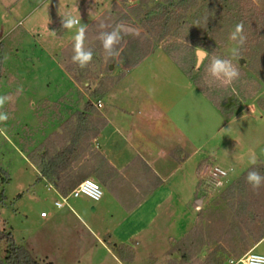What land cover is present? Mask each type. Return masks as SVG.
<instances>
[{
    "label": "rangeland",
    "instance_id": "obj_1",
    "mask_svg": "<svg viewBox=\"0 0 264 264\" xmlns=\"http://www.w3.org/2000/svg\"><path fill=\"white\" fill-rule=\"evenodd\" d=\"M204 1L190 0L185 13L182 7L158 5L154 26H149L150 20L133 16L131 9L146 5V10L159 0H150L151 5L148 0H0V95L12 97L3 109L10 119L0 124V259L10 233L42 264H198L213 251L228 264L229 257L241 254L221 253L224 246L240 243L246 234L253 240L264 235V187L253 191L245 181L253 167L264 174V109L259 103L264 98V0H208L202 6ZM114 8L134 18L121 19L114 11L113 23ZM65 14L80 16L90 29L85 45L93 61L85 69L71 61L75 29L63 28ZM165 20L169 28L161 36ZM239 22L247 37L241 57L233 59L240 77L224 84L206 68L212 55L231 58L235 42L229 35ZM102 23L107 30L100 28ZM112 24L129 25L135 33L123 36L121 55L109 60L98 36L111 31ZM196 47L210 55L194 73ZM64 49L70 51L61 59ZM65 60L81 79L67 71ZM21 85L24 92L18 94ZM87 100L102 101L99 109L105 115L130 118L147 134L153 131L143 119L167 121L175 136L171 152L182 158L170 176L167 200L148 224L137 228L139 214H128L136 198L128 177L101 182L99 200L70 195L58 206L60 194L28 154V147L65 116L67 121L76 117ZM92 112L91 117L101 116L96 106ZM206 165L226 171L223 185L216 187L210 172H203ZM211 181L216 195L199 221V186ZM194 226L207 246L182 259L173 244L192 234ZM129 231L134 252L115 246ZM254 251L264 253V238Z\"/></svg>",
    "mask_w": 264,
    "mask_h": 264
},
{
    "label": "crops",
    "instance_id": "obj_2",
    "mask_svg": "<svg viewBox=\"0 0 264 264\" xmlns=\"http://www.w3.org/2000/svg\"><path fill=\"white\" fill-rule=\"evenodd\" d=\"M96 108L101 113L99 118L92 116L97 131L86 129L82 131L75 143V149L60 162L59 174H53L52 169L50 177L44 178L59 194V188L72 183L76 186L85 178H93L99 183L107 184L108 180L116 175L126 176L131 182L133 181V188L136 190L134 194L136 198L128 214H139V223L136 227L144 223L148 224L147 222L153 220L154 212L167 200L170 176L179 162L177 158H182L171 152L175 148L173 145L176 141L175 136L170 135L166 120L165 123L163 121L157 123L154 119H143L142 122L147 121L149 124L147 128L153 131L152 134H147L138 126L140 123L137 124L130 118L120 120L111 118L97 105ZM66 117L68 118L69 115L45 133L39 142L35 141L27 149H39L55 155L57 151L66 147L74 136L64 131ZM213 187L212 183H203L199 186L202 193L197 196L200 200L196 205L199 221L202 219L203 209L212 208L211 204L208 205V201L216 195L211 190ZM227 187L231 188V183ZM131 232L124 233V239L119 242L135 249ZM263 238L264 235L253 240L246 234L241 238L240 243L227 244L220 252L242 255L250 250L254 251Z\"/></svg>",
    "mask_w": 264,
    "mask_h": 264
},
{
    "label": "trees",
    "instance_id": "obj_3",
    "mask_svg": "<svg viewBox=\"0 0 264 264\" xmlns=\"http://www.w3.org/2000/svg\"><path fill=\"white\" fill-rule=\"evenodd\" d=\"M190 0H159V2L157 3V5H151L150 0H148L147 4L151 5L152 7L147 8L146 10H142L143 8H145L146 5H141L136 6V7H132L133 9H131L132 15L133 16H141L142 18H146L148 20H150L151 22H149V26L150 23L152 26H154V17L157 15V13L159 11V8H157L158 5H162L163 8L167 7L168 9H174V7H182L184 8L183 13H185L187 6L189 7V3ZM208 3V0L204 1L203 3H201L202 6H206ZM157 8V9H156ZM161 8V6H160ZM116 8H114V10L111 12V18L110 21L111 22H115L116 20V14L120 13L121 14V19H130V18H134L129 12H127V10L125 9L124 12H122L123 10H121V8L119 10H115ZM202 8L199 7V10H201ZM137 10V11H136ZM175 10H177L175 8ZM116 14H114L115 12ZM136 12V13H135ZM135 14V15H134ZM166 12H163L161 14V16L165 15ZM186 14H184L185 17ZM171 16H168V19H170ZM169 20H165L166 25L163 27L162 32H161V36H163L166 31H168V23ZM95 21L92 22V24ZM91 24V25H92ZM114 26V24H112V27ZM148 24L147 27L149 28ZM108 29V27H106V30ZM151 29V28H150ZM89 28L87 27V32H89ZM71 43H69L70 45ZM70 50H66L64 49L61 52L60 58L63 59L64 58V54L65 53H69ZM144 53H146L145 51H139L138 53H136L135 55V59H133V62L136 61V59H138L139 57H141V55H143ZM63 58H62V57ZM129 65V61L127 62ZM63 64L65 65V68L67 69V71L73 75V77L75 79L80 78V76L73 74V68L71 66V64L69 63V60L66 62L63 61ZM83 76V75H82ZM259 103L261 105V107L264 109V98H261L259 100ZM96 104L94 101L92 100H87L84 104V108L82 110H77L76 111V117L74 116L73 118L69 119L66 122L65 125V132L69 133V134H74V136L72 137V139L68 142L69 144L60 149L59 151L56 152L55 155H50V153L48 151H41V150H36V149H31L28 150V154L30 155V158H32V160L35 162V164L37 165L41 176L42 177H50L51 174V170L53 169L54 173L53 174H59V168H60V162L62 160H64V157H66L68 155V153H70L71 151H73L75 149V143L79 137V135L82 133V131L89 130V131H97V127L96 124H94L93 120H92V111L95 108ZM90 118V119H89ZM93 122V123H92ZM79 183V182H78ZM206 183H212L211 182H206ZM203 184V183H202ZM69 186H63L61 188H59V192L64 194V195H68L71 190L74 188L75 184H68ZM239 185V184H238ZM246 185V183H245ZM205 186V185H204ZM204 186H202L204 188ZM205 190V189H204ZM197 230H200V227H198L197 229L195 228L194 231H192V234H187L185 235L183 238H181L180 240H177L176 244L173 245H177L176 250L180 251L181 253V257L182 259H187V257H189V253L193 252L195 253H199V252H203V249L206 245V243L204 244L201 241V238L199 237ZM1 233V232H0ZM238 235V234H236ZM235 235V236H236ZM7 238H8V246H7V252L5 254V256L3 258L0 259V264H42V261L39 257H37L25 244L23 243H17L15 242L10 233L6 234ZM115 246L117 247H124L127 248L128 251L130 252H134L133 248L130 247V245L124 244V243H119V242H115ZM212 256V254L216 255V252H210L208 253ZM241 254V253H238ZM206 257L203 262V260H201L200 263L198 264H222L220 258H217V255L214 257ZM127 258V257H126ZM130 259V258H128Z\"/></svg>",
    "mask_w": 264,
    "mask_h": 264
},
{
    "label": "clouds",
    "instance_id": "obj_4",
    "mask_svg": "<svg viewBox=\"0 0 264 264\" xmlns=\"http://www.w3.org/2000/svg\"><path fill=\"white\" fill-rule=\"evenodd\" d=\"M62 17V26L64 29L68 31L75 29L72 45L73 55L71 56V61L80 69H85L93 61V51L91 48H88L85 45L88 25L81 23L80 16L65 14ZM105 27L106 25L103 23L100 25L101 29H104ZM125 29H129L131 31L126 33ZM134 33L135 29L125 24H117L112 28L111 31H101L99 33L98 39L101 42L106 58L111 60L119 57L121 55L119 45L121 44L123 36L132 35ZM229 39L235 42L234 46L230 50L231 58H223L212 55L206 68V72L211 78L224 84H231L240 77L239 68L233 63V59L241 57V48L247 41V37L244 34L243 22H239L235 25L234 30L230 32ZM193 55L196 57L194 69L198 71L203 65V59H207L210 53L206 49L196 47L193 48ZM7 58L8 57L5 56V60ZM16 91L18 94H23V86H18ZM11 99V95H0V124H4L10 119L9 113L3 109L5 105L11 101ZM256 163V158L253 156L251 159V164L256 165ZM245 181L250 185L253 191H259L261 187H264V174L258 171L257 168L253 167L247 172ZM220 186L221 185L219 183L216 184V187Z\"/></svg>",
    "mask_w": 264,
    "mask_h": 264
},
{
    "label": "built area",
    "instance_id": "obj_5",
    "mask_svg": "<svg viewBox=\"0 0 264 264\" xmlns=\"http://www.w3.org/2000/svg\"><path fill=\"white\" fill-rule=\"evenodd\" d=\"M98 107H101L102 102L99 100L95 103ZM208 172H210V176L213 178L215 184L219 183L223 185L222 176L226 174V171L220 167H209ZM52 186V184H50ZM61 199L57 201L58 206H63L67 203V199L70 195L80 196L84 195L93 200H99L102 197L103 190L101 184L93 179V178H85L80 181L68 195H64L60 193ZM42 215H45V212H42ZM259 258V259H258ZM228 264H264V253L256 252L250 250L239 257H229Z\"/></svg>",
    "mask_w": 264,
    "mask_h": 264
},
{
    "label": "water",
    "instance_id": "obj_6",
    "mask_svg": "<svg viewBox=\"0 0 264 264\" xmlns=\"http://www.w3.org/2000/svg\"><path fill=\"white\" fill-rule=\"evenodd\" d=\"M129 26V25H128ZM131 27V26H130ZM131 28H133V27H131ZM133 29H135V28H133ZM129 31H131V30H129V29H125V32H129ZM202 59V58H201ZM194 73H196V70L194 69ZM208 169H209V166L208 165H206L205 166V168H204V170H203V172L206 174L207 172H208Z\"/></svg>",
    "mask_w": 264,
    "mask_h": 264
}]
</instances>
